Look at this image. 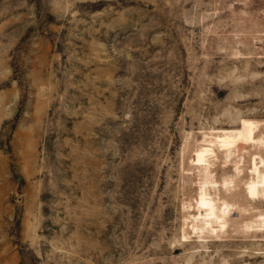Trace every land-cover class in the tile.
Returning <instances> with one entry per match:
<instances>
[{
	"label": "rangeland",
	"instance_id": "374dc122",
	"mask_svg": "<svg viewBox=\"0 0 264 264\" xmlns=\"http://www.w3.org/2000/svg\"><path fill=\"white\" fill-rule=\"evenodd\" d=\"M0 264H264V0H0Z\"/></svg>",
	"mask_w": 264,
	"mask_h": 264
}]
</instances>
